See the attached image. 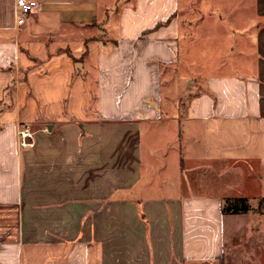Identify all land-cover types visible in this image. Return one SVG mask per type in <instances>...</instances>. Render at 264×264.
I'll return each instance as SVG.
<instances>
[{"label": "crops", "instance_id": "1", "mask_svg": "<svg viewBox=\"0 0 264 264\" xmlns=\"http://www.w3.org/2000/svg\"><path fill=\"white\" fill-rule=\"evenodd\" d=\"M17 1L0 0V264H221L224 200H264V0L213 21L206 0H26L22 26ZM208 38L235 58L181 60ZM144 127L178 131L177 181L146 178Z\"/></svg>", "mask_w": 264, "mask_h": 264}, {"label": "rangeland", "instance_id": "2", "mask_svg": "<svg viewBox=\"0 0 264 264\" xmlns=\"http://www.w3.org/2000/svg\"><path fill=\"white\" fill-rule=\"evenodd\" d=\"M196 3L199 0H194ZM227 0H206L200 4V7L205 12L204 20H210V10L214 7H226ZM229 2V0H228ZM234 5L239 6L238 0L232 1ZM231 3V2H230ZM229 3V4H230ZM211 17L210 21L217 20L222 16H227V13H216ZM193 17L198 18L197 13H192ZM191 15V17H192ZM198 15V16H197ZM219 31V30H217ZM222 44L213 45L211 39L202 41L186 40L182 42L179 52L181 60L194 59L195 55L202 58L203 63H210V57L213 63L221 65L223 62L230 61L234 57V53H229V42L222 41ZM227 42V43H226ZM211 50L213 51L211 53ZM228 52V54H227ZM193 71L197 69L192 68ZM171 85L164 84V107L169 108V95L172 93ZM186 87V86H185ZM175 126L176 123H174ZM178 131L175 132V127L166 129V127H158L153 131H149L144 127L143 146L148 148L152 146L156 150L154 158L144 157L145 168L154 167L160 170L159 173L147 172L146 178H151L154 175L170 176L173 181L179 179L180 155L178 144ZM262 200L251 199L249 203L253 209L248 213L230 214V219L227 217L225 227V252L224 264H264V207L260 208Z\"/></svg>", "mask_w": 264, "mask_h": 264}, {"label": "built area", "instance_id": "3", "mask_svg": "<svg viewBox=\"0 0 264 264\" xmlns=\"http://www.w3.org/2000/svg\"><path fill=\"white\" fill-rule=\"evenodd\" d=\"M37 7L36 1L18 0V26H22L26 23V17L33 12ZM18 143L22 149L30 148L34 145V132L29 124H21L17 132Z\"/></svg>", "mask_w": 264, "mask_h": 264}, {"label": "trees", "instance_id": "4", "mask_svg": "<svg viewBox=\"0 0 264 264\" xmlns=\"http://www.w3.org/2000/svg\"><path fill=\"white\" fill-rule=\"evenodd\" d=\"M264 207V200L261 201L260 208ZM252 210V207L247 198H233L224 200L222 211L225 215L248 213ZM221 264H224V258H221Z\"/></svg>", "mask_w": 264, "mask_h": 264}]
</instances>
